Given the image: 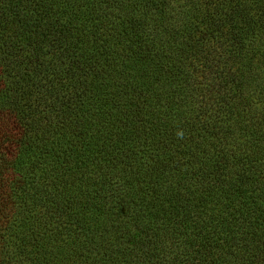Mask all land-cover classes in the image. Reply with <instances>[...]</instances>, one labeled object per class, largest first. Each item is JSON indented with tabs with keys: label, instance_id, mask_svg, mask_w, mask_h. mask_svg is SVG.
Here are the masks:
<instances>
[{
	"label": "trees",
	"instance_id": "obj_1",
	"mask_svg": "<svg viewBox=\"0 0 264 264\" xmlns=\"http://www.w3.org/2000/svg\"><path fill=\"white\" fill-rule=\"evenodd\" d=\"M0 264H264V0H0Z\"/></svg>",
	"mask_w": 264,
	"mask_h": 264
}]
</instances>
